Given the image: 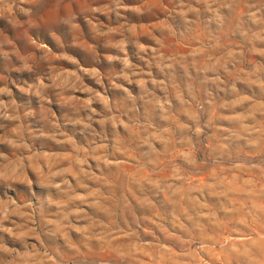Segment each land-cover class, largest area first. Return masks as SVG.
I'll return each mask as SVG.
<instances>
[{
	"label": "clouds",
	"instance_id": "9594fccd",
	"mask_svg": "<svg viewBox=\"0 0 264 264\" xmlns=\"http://www.w3.org/2000/svg\"><path fill=\"white\" fill-rule=\"evenodd\" d=\"M26 3L0 0V17L21 26L20 15L37 14L36 8L24 7ZM157 7L164 15L156 17L155 31L147 33L153 43L142 42V18ZM91 11L112 12L120 19H126L122 12H133L139 18L106 30L89 20L116 50L106 59L120 70L107 84L99 51L95 64L85 66L65 50L55 53L56 58L76 67L48 73L26 62L15 69L36 73L32 82L24 79L16 84L23 99L15 98L7 85L0 87V97L8 98H0V121L7 122L0 123V146L10 150V154L0 150L4 187L0 191V264H109L95 259L97 247L111 249L121 264L140 251H146L152 264L166 258L172 264H190L180 259L189 256L197 264H211L204 253L264 264V232L254 230L253 236L237 227H249L264 213V204L255 202L264 199V0H177L175 8L163 0H142L136 5L112 0L111 6ZM75 20L74 14L63 23ZM73 27L80 25L73 23ZM169 41L189 51L168 54ZM39 47L52 52L46 43ZM0 54L10 58L8 51ZM137 57L145 67L134 62ZM85 77L99 88L87 84ZM114 92L120 94L116 99ZM33 98L40 101L43 123L37 119ZM154 119L168 126L160 129ZM121 130L135 137L141 149L146 163L138 162L137 167L156 165L172 152L164 166L170 169L168 178H153L149 183L157 196L163 193L180 207L188 205V211L174 210L171 220L157 216L151 221L153 229L143 231L182 240L184 250L173 253L159 239L156 243L144 240L140 229L146 217L133 213L135 228H113L100 218L114 222L131 209L126 199L104 192L105 187L109 192L113 187L108 175L129 163L117 156L127 153ZM161 171L154 167L152 175L159 177ZM226 173H231V179ZM205 174L204 181L190 179ZM242 175L248 176L243 180L245 187L237 183ZM237 192L245 193L251 207L237 202ZM138 203L155 207L147 197L138 198ZM184 215L188 224L183 222ZM229 223L237 235L228 234L218 242V252L216 244L206 243L193 250V239H182L171 230L179 228L191 235L192 228L203 231L206 224L225 228ZM120 236L129 240L128 249L113 247Z\"/></svg>",
	"mask_w": 264,
	"mask_h": 264
},
{
	"label": "rangeland",
	"instance_id": "374dc122",
	"mask_svg": "<svg viewBox=\"0 0 264 264\" xmlns=\"http://www.w3.org/2000/svg\"><path fill=\"white\" fill-rule=\"evenodd\" d=\"M149 2L154 3L155 0H149ZM163 2L167 4L169 8H175L177 4V0H163ZM124 3L127 5H136L142 3V0H124ZM111 4L112 0H28V3L23 6L36 8L37 14L31 18L20 15L19 18L23 21L21 26L10 23L8 18L0 17V45H3L0 52L8 51L10 53V58H5L0 54V87L7 85L14 93L15 98L23 99L24 93L20 92L16 84H22L24 79H27L28 82H32L35 79L36 73L35 71L31 73L17 72L15 69L22 68L26 62L32 64L34 69L43 70L48 73H52L63 67H76L75 65L69 64L67 60L56 58L55 53H62L65 50L75 55L85 66H93L95 64V52L99 51L104 58V64L101 65V70L104 74L105 83L107 84L115 73L120 70L118 65H109L106 59L108 55L116 54V50L108 46L107 38L97 34L96 29L93 27L92 23H89V20L99 23L100 26L106 30L108 27L120 28L122 25L127 26L130 23L137 22L139 19L133 12H122V16L126 19H120L112 12L101 11L99 13H93L91 11L93 8L104 9L105 5L111 6ZM74 14L76 20L73 23L80 25V27H73V23H63L64 20H69ZM163 15V11L157 7L153 9L152 14L142 18L145 24V27L140 29V39L142 42L149 44L153 43L147 33L149 31H155V19L157 16ZM33 38L38 39L37 44L32 43ZM9 40H11L12 43H8ZM39 43H46L48 48L52 49V52H49L47 48H40ZM190 43H194V41ZM65 44L68 45L67 49L64 47ZM92 45H95L96 48L93 49V47H91ZM188 51V47H184L174 41H169V48L166 49L168 54L187 53ZM222 54L223 52L217 53V55ZM134 62L141 67H145L143 61L138 57ZM13 81H15V83H13ZM85 81L90 86L99 88V86L95 84V81L88 77H85ZM129 87L134 88L135 86ZM136 91L138 92V89ZM78 95H83V93H78ZM119 95V93L114 92L113 98L116 99ZM0 98L8 99L7 97ZM56 99L57 110H59L61 107L59 103L60 98L57 97ZM33 100L35 101L37 119H40L41 123H43L41 119L42 110L40 108V101L36 98H33ZM0 123L6 124L7 122L0 121ZM154 123H156L160 129L168 126L167 122L163 120L154 119ZM2 131L3 130H0V133H2ZM121 131L126 138L125 147L127 148V153H117V156L120 159L129 161V163L119 170H114L113 174L108 175V180L113 187L111 192H109L108 187H105L104 192L105 194H114L115 197L120 199H126L131 209L130 211L125 210L122 215H118L114 222L102 215L100 218L113 228L117 226L125 228L128 225L135 228V224L132 223L133 213L140 217H146L147 219L142 221L140 229L144 240L156 243L157 239H159V241L167 243L173 249V253L184 250L187 246L182 243V240L169 238L159 231H155V234L143 231L145 228L153 229L154 226L151 221L157 216H163L166 220H171V214L174 210L177 211V213H187L188 211V205L180 207L168 201L163 193L157 196L149 183L153 178H168L170 169H165L164 166L168 163V160L172 158V152L170 151L166 154L167 158H160L156 165L147 164L144 168L137 167L138 162L146 163L141 156V149L137 147L135 137L128 133H123V130ZM45 143L51 142L45 141ZM0 150L9 151L10 154V150L3 146H0ZM176 150L179 151V148ZM201 156H203V153H201ZM154 167H159L162 170L159 177H154L152 175ZM226 175L231 179V173H226ZM206 178L207 174L202 176H190V179L197 183L204 181ZM247 178V175H242L237 182L238 186L245 187L243 180ZM0 191H4L2 183H0ZM234 196L239 204L251 207L252 201L245 198L244 192H237ZM145 197L155 204L154 208L142 207L140 203H138V198L143 199ZM212 199L214 198L209 197V200ZM255 202L264 204V199H258ZM182 219L185 224H188L186 215L182 216ZM232 226L231 223L225 228L217 227L214 224H206L204 230L200 231L189 225V227L192 228L191 235L179 228H172L171 230L176 232L182 239H193L195 241V243L191 245L193 250H195L200 243H206L210 247L216 244V251L218 252V242H223L224 237L228 234H232L234 237L237 235V233L231 231ZM237 227L241 228L244 233L253 236H255V231L264 232V213H260V219L251 223L249 227H244V225H237ZM261 243L264 244V242ZM129 244V240L123 236L113 241V247L116 248L128 249ZM147 251H154V249H148ZM261 251H264V249ZM173 253H169L168 256H173ZM204 254L210 259L211 264H252V261L244 257L232 258L209 255L208 253ZM94 256L98 261L103 260L109 262V264H121L120 258L117 257L111 249L97 247ZM180 259L188 260L190 264H197L196 260L191 256L182 257ZM127 264H152V262L149 255L146 254V251H140L133 252L129 255ZM161 264H172V260L166 258L161 261Z\"/></svg>",
	"mask_w": 264,
	"mask_h": 264
}]
</instances>
